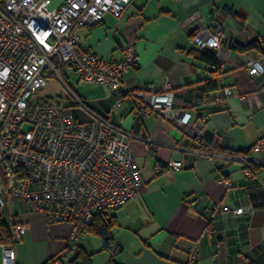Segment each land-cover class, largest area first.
<instances>
[{"label": "crops", "instance_id": "0c3cea01", "mask_svg": "<svg viewBox=\"0 0 264 264\" xmlns=\"http://www.w3.org/2000/svg\"><path fill=\"white\" fill-rule=\"evenodd\" d=\"M225 8L241 16L244 26L223 13ZM211 11L226 25L229 39L219 84L221 90L230 87L233 95L207 121L205 147L217 155L240 153L258 165L247 176L241 162L194 154L187 129L157 114L140 119L132 113L131 102L115 105L107 85L83 84L82 103L127 133L116 137L130 147L140 174L136 197L111 211L118 224L111 229L117 264H187L191 247L197 249V264H264V150H252L264 143V73L250 76L244 67L250 51L233 48L254 39L264 42V0H133L120 18L105 14L98 25L79 29L78 42L107 61L121 59L122 44H132L137 65L123 76L124 85L132 91L141 86L159 89L167 80L179 106L182 97L203 93L210 77V68L189 54L194 48L187 25L196 13L207 21ZM260 63L264 68V55ZM187 110L193 125L197 115ZM74 114L81 116L78 109ZM172 161L186 167L164 170ZM250 207V215L230 212ZM13 210L27 225L14 246L16 264H46L53 258L64 264L70 224H50L21 204ZM79 249L89 254L81 241Z\"/></svg>", "mask_w": 264, "mask_h": 264}, {"label": "built area", "instance_id": "2783aa9c", "mask_svg": "<svg viewBox=\"0 0 264 264\" xmlns=\"http://www.w3.org/2000/svg\"><path fill=\"white\" fill-rule=\"evenodd\" d=\"M132 1L1 0L0 222L12 225L14 243L0 244V264H16L14 246L26 233L27 225L13 210L16 204L41 213L50 224H70L66 249L76 254L80 236L94 216L119 209L138 192L140 174L134 156L125 140L116 137L127 133L77 98L81 116L57 100H32L48 78L62 80L63 66L77 74L80 84L107 85L115 105L131 102L132 113L140 119L157 114L178 129H187L192 153L212 160H236L249 167L250 160L241 154L217 155L205 147L206 123L214 109L233 95L230 87L207 94L194 91L188 99L182 97L178 106L177 93L167 80L159 89L141 86L132 91L124 85L122 77L137 63L132 44H122V57L116 61L99 58L79 44V29L98 25L105 14L120 18ZM187 28L193 48L213 53L223 70L224 44L229 37L220 16L210 12L204 21L196 13ZM254 40L263 45L260 39ZM248 55L244 67L249 75H262L261 54L252 50ZM187 109L197 115L193 125ZM252 150L263 151L264 143L258 142ZM184 167L182 161H172L163 168ZM251 173L247 168L246 175ZM230 212L250 215L252 208ZM187 264H197L195 247L189 249Z\"/></svg>", "mask_w": 264, "mask_h": 264}, {"label": "trees", "instance_id": "16d2710c", "mask_svg": "<svg viewBox=\"0 0 264 264\" xmlns=\"http://www.w3.org/2000/svg\"><path fill=\"white\" fill-rule=\"evenodd\" d=\"M211 12H212L211 14H214L213 11ZM223 13L233 17L241 26H244L243 18L239 16L238 14L234 13L230 8H225L223 10ZM263 19H264V13H263ZM233 48L239 53H245L247 51L256 50L261 55H264V42H263V45H260L259 43H257L256 40L250 43L234 45ZM189 54H191L196 59L206 64L210 68V77L204 83L203 92L207 94V93L221 90L219 82L222 76V72L219 67V60L216 58V56L211 52L198 51L196 49L190 50ZM66 104H69L68 108L72 106H76L75 103H66ZM225 154L232 155V154H240V153L227 152ZM225 161L226 162H239L236 160H225ZM257 165L258 164L256 165L249 164V167L244 166V168L245 169L249 168L253 172L255 169V166ZM116 226H118L116 217L111 215L109 211L108 213L106 211H103L99 213V215L96 214L94 216L92 223L89 226H87L82 232V234H89L91 236L98 238L101 241L102 250L103 251L105 250L110 253L109 261L107 264H117L114 259L115 253L117 251V245L115 244L114 239L111 235V229ZM11 228H12V225H10L9 222H5V221L0 222V244L12 245L14 243L12 240ZM55 261L62 262L61 259L54 258L48 261L46 264L55 263ZM78 261H80V263H78ZM70 263L71 264H91L90 255L87 254L84 250L79 249V246H78L75 257L71 260Z\"/></svg>", "mask_w": 264, "mask_h": 264}, {"label": "rangeland", "instance_id": "374dc122", "mask_svg": "<svg viewBox=\"0 0 264 264\" xmlns=\"http://www.w3.org/2000/svg\"><path fill=\"white\" fill-rule=\"evenodd\" d=\"M1 2V0H0ZM62 71V72H61ZM59 74L61 75V81L57 77L53 76L47 79L46 85L33 95L34 101H46L57 100L65 106L66 103H75V98L82 102L80 92L83 91L85 85L78 84V77L70 67L63 66ZM74 95V96H72ZM77 107H70L67 110H72L73 113ZM84 119L87 117L83 116ZM111 214V211H109ZM83 243V247L90 255L91 264H102L104 257L110 255L109 252L102 250L101 241L89 234H82L79 239ZM18 244V243H17ZM15 244V245H17ZM75 257V254L67 250L66 257H64V264H71V260ZM80 263V261H78Z\"/></svg>", "mask_w": 264, "mask_h": 264}, {"label": "bare ground", "instance_id": "6f19581e", "mask_svg": "<svg viewBox=\"0 0 264 264\" xmlns=\"http://www.w3.org/2000/svg\"><path fill=\"white\" fill-rule=\"evenodd\" d=\"M215 11V10H214ZM212 13V12H211ZM219 13V12H218ZM229 16V15H228ZM223 17V16H222ZM230 17V16H229ZM230 19V18H229ZM226 26V25H225ZM229 31V30H228ZM189 35V34H188ZM82 46V45H81ZM137 65V64H136ZM62 72V71H61ZM78 77V76H77ZM122 79H123V77H122ZM61 81V80H60ZM104 85V84H103ZM72 96H74V95H72ZM63 104V103H62ZM74 107H77V106H74ZM22 211V210H21ZM28 212H30V211H28ZM32 212V211H31ZM34 212V211H33ZM107 213H108V211H106ZM21 213V212H20ZM22 215V214H21ZM99 215V214H98ZM19 217H20V215H19ZM19 220H21V221H23V219H19ZM71 229V228H70ZM67 240V239H66ZM66 247V246H65ZM54 259V258H53ZM55 259H57V258H55ZM62 263V262H61Z\"/></svg>", "mask_w": 264, "mask_h": 264}]
</instances>
